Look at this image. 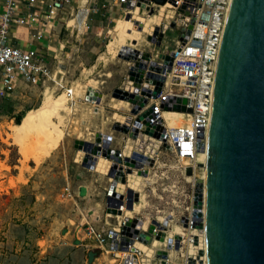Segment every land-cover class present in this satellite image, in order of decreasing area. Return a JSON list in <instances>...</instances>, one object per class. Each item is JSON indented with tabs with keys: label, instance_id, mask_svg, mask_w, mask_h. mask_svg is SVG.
<instances>
[{
	"label": "built area",
	"instance_id": "2783aa9c",
	"mask_svg": "<svg viewBox=\"0 0 264 264\" xmlns=\"http://www.w3.org/2000/svg\"><path fill=\"white\" fill-rule=\"evenodd\" d=\"M76 1L45 0L44 6H40L41 0H0V97L10 95L22 81L36 84L52 79L63 88L66 102L73 105L76 97L71 85L62 82L63 73L58 80L54 79L51 55L33 46L22 47L15 41L14 29L47 26L57 12L71 9ZM112 1L120 5V17L128 14L132 20L146 19L149 12L158 16L146 35H153L157 28L154 41L149 42H162L168 30L177 29L179 34L172 37V51L149 52L147 61L137 64L131 60L129 69L134 67L135 75L128 73L121 89L137 96V100H127L126 112L115 120L126 124L127 131L115 130L121 134L118 146L111 145V134L109 150L114 157L95 155L96 161L99 156L106 158L104 210L101 218L97 217L101 224L84 222V237L118 264H206L205 185L196 156L206 149L213 74L230 0H165L163 4L154 0ZM108 2L85 0L84 5L76 7L75 15L79 20L84 14L109 9ZM34 35L40 38L41 28ZM166 55L172 57L169 65ZM151 62L153 68L149 67ZM136 77H140L138 86L134 84ZM86 91L83 97L98 109L95 91L89 99ZM176 104L185 109H175ZM133 108L135 112L131 111ZM166 111L189 112L190 121L171 125ZM96 133L89 147L101 151L103 133L100 132L99 141ZM81 150L83 160L88 151ZM95 164L87 168L95 170ZM197 169H201V174ZM130 173L145 177L141 185L145 200L137 210L134 204L139 201V192L130 189L126 181ZM121 174L124 186L119 180ZM198 178L203 180L202 184H198ZM63 194H70L68 185ZM149 196L155 198L148 199ZM128 218L130 223L126 224ZM173 224L180 229L174 230ZM137 225L133 235L132 229ZM163 252L165 256H161Z\"/></svg>",
	"mask_w": 264,
	"mask_h": 264
},
{
	"label": "rangeland",
	"instance_id": "374dc122",
	"mask_svg": "<svg viewBox=\"0 0 264 264\" xmlns=\"http://www.w3.org/2000/svg\"><path fill=\"white\" fill-rule=\"evenodd\" d=\"M73 12L74 16L76 8ZM73 16L65 17L68 21ZM99 18L94 16L88 28L78 26L76 20L68 22V29L63 20L57 24L56 42L63 43V47L51 50L50 68L55 71L56 80L63 73L62 82L71 85L76 98L73 105L66 98L63 101L66 106L59 110L63 133L54 146L45 152L39 143L11 137L8 132L9 125L18 116L22 118L26 110L37 108L46 97L64 93L58 83L52 79L36 84L22 81L7 96L11 111L0 107V264H118L105 252H99L90 263L85 262L84 252L78 253L79 248L74 245L75 237L84 236L77 234L76 229L81 226L78 220L88 207L104 202L103 187L107 184L104 171L81 164L83 152L75 146V139L90 142L96 132H102L119 141L121 134L112 128L116 120L113 113L124 114L127 110L112 91L124 85L132 61L120 57V50L113 54L106 47L119 23L117 18L122 17L109 16L103 22V30L96 32ZM178 34L177 29L168 30L159 44L149 42L145 36L137 48L154 54L168 53L174 47L172 37ZM55 52L57 56L53 57ZM89 86L100 92L95 99L96 110L83 97ZM51 116L59 123L57 117ZM197 172L201 174V169ZM65 185L69 186L68 195L63 194ZM80 187L84 190L78 193ZM143 203L139 201L137 206Z\"/></svg>",
	"mask_w": 264,
	"mask_h": 264
},
{
	"label": "water",
	"instance_id": "95a60500",
	"mask_svg": "<svg viewBox=\"0 0 264 264\" xmlns=\"http://www.w3.org/2000/svg\"><path fill=\"white\" fill-rule=\"evenodd\" d=\"M156 33L154 28L147 39L154 41ZM132 51L118 55L135 64L147 61L149 52ZM166 59L169 65L172 57L166 55ZM153 65L151 62L149 67ZM133 69L128 71L131 76L135 75ZM137 75L141 77V73ZM140 77L135 78L136 86ZM91 95L90 91L87 98ZM112 95L132 103L137 100V96L119 87ZM174 108L185 106L176 104ZM112 128L127 131V125L118 121ZM100 134L96 133V141ZM102 139L101 151L89 147V141L75 139V146L88 151L83 166L92 168L95 155L100 153L114 157L109 150L111 134L103 133ZM204 175L206 264H264V0H230L213 74ZM119 180L124 186V175ZM197 182L202 184L203 180L198 178ZM129 223L130 218L126 219ZM138 227L132 229L133 235ZM98 253L97 249H89L88 263Z\"/></svg>",
	"mask_w": 264,
	"mask_h": 264
},
{
	"label": "bare ground",
	"instance_id": "6f19581e",
	"mask_svg": "<svg viewBox=\"0 0 264 264\" xmlns=\"http://www.w3.org/2000/svg\"><path fill=\"white\" fill-rule=\"evenodd\" d=\"M84 1L85 0H82V2ZM169 2H171V0H169ZM163 8L164 5H161L160 9L162 10ZM147 16L148 17L146 19L138 17L135 20H132V18L127 14L125 17H122V19L117 18L116 21L119 23L115 25L113 28V33L107 41V50L113 54L119 50V53L122 52L123 54L132 53L133 49L139 50L137 45H139L141 41H144V37L151 30L152 23L158 19L157 15L151 14L150 12ZM145 32L146 34L144 36ZM123 49H129V51L123 52ZM90 91H95V99L96 96L99 95L98 93H100L95 87L89 86L87 96L89 95ZM63 101H65L64 93H61L55 97L44 98L37 108L26 110L19 122L9 125V135L14 138L25 137L26 140H29L31 143L37 142L42 145L41 147H43L44 151L47 152L58 142L63 133L62 128L59 126L62 123V115L60 114L59 110L66 106ZM117 101L124 107L128 106V101L126 99L117 98ZM113 107L118 108L116 104H113ZM165 114L169 124L171 125L188 124L190 121L189 112L166 111ZM51 115L57 117L59 123L54 122L51 119ZM113 116H116V119H121V114L118 112H114ZM196 163H199L202 166V177L204 178L206 149L197 153ZM105 166L106 158L104 156H99L94 167L95 170L103 172L105 171ZM144 178L145 177H142L139 174L130 173L126 179L128 187L137 193L139 192V201H143L144 193L141 189V185L144 183ZM139 201H136L134 204L135 210L141 207V205L137 206ZM173 229H180V227L176 224H173Z\"/></svg>",
	"mask_w": 264,
	"mask_h": 264
},
{
	"label": "crops",
	"instance_id": "0c3cea01",
	"mask_svg": "<svg viewBox=\"0 0 264 264\" xmlns=\"http://www.w3.org/2000/svg\"><path fill=\"white\" fill-rule=\"evenodd\" d=\"M44 2H45V0H41L39 5L44 6ZM108 3L109 4L107 7L109 9H107V8L103 9V10L100 9L98 12L84 14L78 20V17H76L75 14L73 16V13H74L73 11H75V8L77 6L81 7L82 5H84V2H82V0H77L74 3V5L71 7V9L65 8V9L61 10V12H57V14L49 21V24L47 26L41 27V25L38 24L31 29H29L27 27H23V26H18L17 28L14 29V35L16 37L15 41L18 42L22 47L27 48L28 46H33V47H36L38 50L48 52L51 55L52 54L51 50L54 51V49H56L57 46L60 49L63 47V43L56 42V38H58V32H59V29L57 26L59 20H63V22L65 23V29H68V22H70L71 20H76L75 24H77L78 26L84 25V26H86V28H88L92 24L93 17L99 16L100 17L98 20L99 24L96 25V32H98L99 29L103 30V28L105 26V23H103V22L105 20L107 21L109 16L110 17L112 15H113V17H114V15L119 16V11L121 9L120 5L114 4V1H112V0H109ZM68 14L70 16H73V18L70 17V19H68V21H67V19H66L67 17H65V16H67ZM38 28H41V31H42V35L40 36V38H36V36L34 35V33L36 32V30ZM71 30H73V29H71ZM53 55L57 56L56 52ZM114 138L112 139L111 145L118 146L119 141H115ZM83 190H84V187H80V189H78L77 192L79 193L80 191H83ZM96 190H97V188H96ZM97 192L99 194L100 190H98ZM102 196H104V191H103ZM104 202H105V199H104ZM104 202H102V204H99V202H98V204L91 205V207H88L86 209L85 214L82 213V217L78 220V223L81 226H79L76 229L78 235H79V233H80V235H84L82 227H83V224L86 220L91 221V222L94 221L97 224H101L99 218H101V216L103 215ZM97 217H99V218L97 219ZM78 238L79 237L74 238V241H75L74 245L78 246V248H79L78 253H80L81 251L84 252L85 262H88L87 261V251L89 249H95V243L91 239L85 240L87 238L84 236H83V238H79V239Z\"/></svg>",
	"mask_w": 264,
	"mask_h": 264
},
{
	"label": "trees",
	"instance_id": "16d2710c",
	"mask_svg": "<svg viewBox=\"0 0 264 264\" xmlns=\"http://www.w3.org/2000/svg\"><path fill=\"white\" fill-rule=\"evenodd\" d=\"M8 97H0V107L6 111H11V103L7 100ZM20 116L17 117L16 122L20 121Z\"/></svg>",
	"mask_w": 264,
	"mask_h": 264
}]
</instances>
